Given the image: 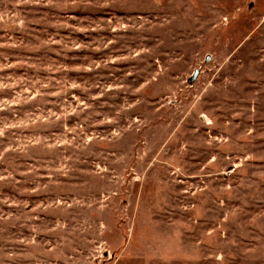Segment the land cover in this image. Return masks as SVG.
I'll list each match as a JSON object with an SVG mask.
<instances>
[{
  "label": "rangeland",
  "instance_id": "1",
  "mask_svg": "<svg viewBox=\"0 0 264 264\" xmlns=\"http://www.w3.org/2000/svg\"><path fill=\"white\" fill-rule=\"evenodd\" d=\"M0 264H264V0H0Z\"/></svg>",
  "mask_w": 264,
  "mask_h": 264
}]
</instances>
